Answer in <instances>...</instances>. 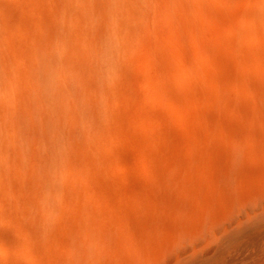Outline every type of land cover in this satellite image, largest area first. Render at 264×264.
Listing matches in <instances>:
<instances>
[{
    "label": "rangeland",
    "instance_id": "374dc122",
    "mask_svg": "<svg viewBox=\"0 0 264 264\" xmlns=\"http://www.w3.org/2000/svg\"><path fill=\"white\" fill-rule=\"evenodd\" d=\"M99 30L112 40L98 111L103 195L124 192V179L152 161L175 160L194 190L216 180L237 147L264 153V0H0V180L15 182L11 122L34 50L84 43L90 53ZM68 92L79 109L78 85ZM87 132L84 124L96 151ZM14 219L2 226L0 254L23 251Z\"/></svg>",
    "mask_w": 264,
    "mask_h": 264
},
{
    "label": "bare ground",
    "instance_id": "6f19581e",
    "mask_svg": "<svg viewBox=\"0 0 264 264\" xmlns=\"http://www.w3.org/2000/svg\"><path fill=\"white\" fill-rule=\"evenodd\" d=\"M111 47L99 30L90 53L84 43L34 50L28 95L11 122L15 182L0 180V236L12 214L23 251L1 253L0 264H264V153L237 147L197 193L169 159L124 179V192L103 195L98 111ZM77 85L79 109L68 100ZM84 124L96 151L81 134Z\"/></svg>",
    "mask_w": 264,
    "mask_h": 264
}]
</instances>
